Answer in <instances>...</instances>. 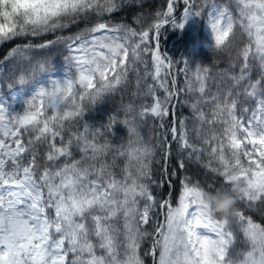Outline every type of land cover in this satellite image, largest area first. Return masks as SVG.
<instances>
[{"label": "snow or ice", "instance_id": "obj_1", "mask_svg": "<svg viewBox=\"0 0 264 264\" xmlns=\"http://www.w3.org/2000/svg\"><path fill=\"white\" fill-rule=\"evenodd\" d=\"M34 3L54 8L33 11L17 6ZM184 3L187 6L179 23L173 17V0H168L167 10L157 13L158 18L140 32L124 24L97 21L75 37H58L14 50L22 53L64 43L65 60L75 71L62 83L52 81L50 87L40 88L25 101L22 114L0 105V264H144L139 249L151 233L144 231L143 225L149 223L157 203L147 183L155 152L143 140L139 127L149 116L163 121L169 115V104L181 91L175 88V81L170 89L161 78V72L170 70L172 63L162 57L158 45L150 46V32L158 34L169 21L182 29L190 17L202 15L201 10L193 11L194 0ZM117 7L114 0H0V41L55 32L69 22L92 14L99 17ZM235 7L233 15L227 7L212 5L207 19L211 48L223 50L227 45L231 49L239 29V37H246L236 53L242 63L239 75L229 78L233 88L245 80L248 83L235 95L229 89L223 98L219 92L206 98L211 70L197 66L193 76L198 87L188 79L186 92L199 93V98L184 103L199 122L194 131L205 147L197 149L189 141L186 118L170 129L182 149L205 152L218 163V167L211 163L205 167L222 177V183L217 187L208 182L205 188L186 179L175 206L171 200L161 203L165 222L157 226L152 244L156 264H264V223L255 222L237 207L243 203L264 215V0H235ZM253 62L260 69V77L254 81ZM184 63L187 76V60ZM50 64L38 61L16 83H27L37 75V69L40 73ZM136 64L144 65L143 79L151 76L159 82L165 96L160 98L156 87L149 84L134 95L151 97V104H142L136 112L129 103L123 107V120L112 115L100 127L85 121L83 131L71 132L65 141V123L83 119L85 102L95 105L117 91ZM231 65L234 67L235 61ZM13 85L8 82L9 88ZM203 103L214 105L211 118L201 108ZM217 123L222 125L219 132H205V124ZM117 124L127 128V141L100 142L105 129L116 135ZM37 143L47 145L43 162ZM166 143L165 137L157 146L164 148ZM74 145L82 154L80 159L73 158ZM165 152H170V146ZM109 153H113L111 164L103 159ZM62 157L64 163L58 164ZM117 158L125 159L119 176L114 171ZM233 184L239 186L234 218L243 237L239 249L231 219L203 216L196 210L202 189L217 192Z\"/></svg>", "mask_w": 264, "mask_h": 264}, {"label": "trees", "instance_id": "obj_2", "mask_svg": "<svg viewBox=\"0 0 264 264\" xmlns=\"http://www.w3.org/2000/svg\"><path fill=\"white\" fill-rule=\"evenodd\" d=\"M114 2L118 7L114 11L105 12L102 16L98 17L92 14L87 19L80 18L75 22H69L66 28L57 29L55 32H47L35 36H17L9 40L0 41V63L4 66L1 76V82L5 85L3 91H8L12 88H21L25 91L22 101L10 109L11 113H23L26 107L25 101L33 96L28 93L30 86L36 85L37 91L42 87H50L52 81L45 77V73L60 69L65 62V56L68 54L64 43L55 44L44 49L33 48L22 53L14 50L23 49L25 45H39L48 41H55L58 37H75L76 34L84 32L97 21L106 22L109 25L124 24L140 32L147 29L158 18L157 13H163L167 10L168 0H114ZM210 2L220 7H227L233 15L236 14L235 0H194L195 6L193 11L200 8L201 4ZM173 5V17L176 18L178 23L182 22L184 8L187 5H185L184 0H173ZM237 32L238 38L236 44L231 49L212 52L211 47L205 48L197 43L195 35L196 25L192 17L186 21L182 29L174 28L169 21L168 24L161 27L158 34L154 30L150 32V46L156 48L158 45L162 57H167V61L172 63L170 70L161 72V78L167 80V86L170 89L173 88L172 81H175V88L181 91L169 104V115L163 121L149 116L144 122L140 123L139 127L143 140L153 146L155 152L151 158V179L147 183L157 203V206L150 214L149 223L143 225V230L151 233V235L142 241L139 249L144 264H156V259L158 258L152 255V244L154 239H156L157 226L163 224L161 221V203L164 200H171L172 205H174L181 184L186 179L191 183L199 182L205 188H207L208 182L215 183L217 187L222 183V177L213 173L209 167H205L209 163H211V167H218V163L205 152L198 153L193 152L191 149H182L180 144L173 140L170 129L172 126H178V122L186 118L189 141L197 149L205 147L202 140L197 138L194 131L199 122L193 118L192 109L184 103V101L191 102L199 98V93L187 94L186 81L192 79L193 87H198L193 76L195 69L197 66L207 67L211 71L210 78L207 80L206 98H210L217 92L223 98L229 89L233 91L234 95L237 91H241L248 81L245 80L237 88H233V81L229 78L230 75H239L242 62L237 58L236 53L237 49L242 47L246 42V37H239V29H237ZM49 57H52V60L47 70L39 73L37 69V75L32 80L25 84L16 83L21 74L26 75L38 61L47 63ZM147 59L149 68H151L150 57ZM185 60H187V76L185 75ZM232 61H235L234 67L231 65ZM168 71H170V75L167 74ZM144 75V65L136 64L129 70L127 82L120 86L117 91L106 95L101 102H97L95 105L85 102L83 119L65 123V141L71 132L83 131V123L85 121L100 127L102 124H107L108 117L112 115H115L118 120H123L126 115L123 107L129 103L135 106L136 112L139 111L142 104H151V97L134 95L137 92L142 93L149 84L154 85L156 87V94L160 98H163L165 92L159 87V82L153 81L151 76L143 79ZM259 77V66L253 62L251 79L254 81ZM138 78L140 79L139 85L137 84ZM55 81L62 83L64 79L58 78ZM8 82H12L14 85L9 88ZM213 107L212 103L201 104V108L209 118H211ZM136 112H133L132 115H135ZM48 114L51 115V110H49ZM173 121H176L177 124L174 125ZM161 123H163V127H161ZM203 127L205 132H210L212 129L219 132L222 125L219 123L212 126L205 124ZM104 131L105 135L101 138L100 142L111 140L114 144H119L121 140L126 142L128 139L127 128L123 124L115 126V136L109 135L107 129ZM165 137L167 143L164 145V148L158 147V141H163ZM168 146H170V152L166 153L165 149ZM35 147L41 162H43L47 145L37 143ZM72 151L74 159L81 158L82 154L78 147L74 145ZM197 156H199V159H197ZM103 159L105 162L111 164L113 153H109ZM25 162H27V158ZM181 162H183V166H181ZM62 163H64L63 157L58 164ZM115 163L116 168L114 171L119 176L121 174L120 170L125 164V159L117 158ZM141 206H143V201L141 202ZM237 207L244 210L246 215L252 216L255 222L264 223V215L260 212L248 209L243 203H238ZM230 227L236 232L237 243L235 247L239 249L242 246L243 237L237 230L235 219H231Z\"/></svg>", "mask_w": 264, "mask_h": 264}, {"label": "rangeland", "instance_id": "obj_3", "mask_svg": "<svg viewBox=\"0 0 264 264\" xmlns=\"http://www.w3.org/2000/svg\"><path fill=\"white\" fill-rule=\"evenodd\" d=\"M213 4L214 3L212 2L201 4L200 8L196 10H201L202 15L199 17L192 16V20L196 25L195 35H196L197 43L205 48L211 47L213 43L211 31L207 23L208 13L209 11H211ZM216 6L220 7L218 5ZM87 38L91 39V35H89ZM3 71H4V66L3 64L0 63V105H3L4 107L8 108L10 111V109L13 108L15 104H19L22 101L25 91L21 88H12L8 91H3V87L5 86L1 82V76L3 74ZM74 71H75L74 68H72L65 60V62L62 64L60 69L45 73V77L51 81H55L58 78H63L65 80ZM36 92H37L36 85L35 86L32 85L28 88V93H30L31 95H34ZM181 190H182V184L180 187V191ZM177 203H178V196L173 206H175ZM164 222H165V213H164Z\"/></svg>", "mask_w": 264, "mask_h": 264}, {"label": "clouds", "instance_id": "obj_4", "mask_svg": "<svg viewBox=\"0 0 264 264\" xmlns=\"http://www.w3.org/2000/svg\"><path fill=\"white\" fill-rule=\"evenodd\" d=\"M18 7H29L33 11H43L45 8L52 9L53 5L45 4H18ZM223 50H227V45ZM217 50L215 47L211 48L212 51H223ZM52 57L48 58L51 62ZM202 195L196 200V210L200 215L207 216L214 214L215 216L224 219H234L236 211L237 196L239 194V186L233 184L230 189H220L217 192H207L201 190Z\"/></svg>", "mask_w": 264, "mask_h": 264}]
</instances>
